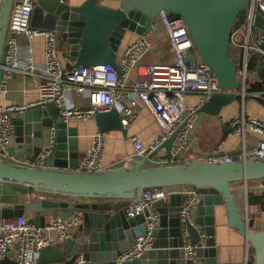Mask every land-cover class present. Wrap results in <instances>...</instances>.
<instances>
[{
	"label": "water",
	"instance_id": "1",
	"mask_svg": "<svg viewBox=\"0 0 264 264\" xmlns=\"http://www.w3.org/2000/svg\"><path fill=\"white\" fill-rule=\"evenodd\" d=\"M14 0H0V82L5 65V37ZM248 0H120L110 7L99 0H83L70 5L62 0H36L30 26L55 32L66 45L68 59L76 66L111 64L116 72V56L127 32L141 35L163 10L182 18L193 47L208 66L221 90L202 103L197 112L218 117L223 107L236 101L235 49L230 32L243 19ZM255 24L264 30V14L259 11ZM264 48V43L262 44ZM189 53L185 61H190ZM263 72L260 78H263ZM252 77V76H251ZM253 78V77H252ZM255 78V77H254ZM13 137L8 152L34 160L44 154L42 165L32 167L0 161V184L28 187L37 196L25 203L0 207V218L25 215L28 222L42 227L46 216L57 213L66 219L71 213L81 217L78 231L70 240L52 242L39 250L38 264H216L214 222L217 207H224L227 224L249 246L247 263L264 264V229L253 230L235 205L231 185L264 180V157L231 161L187 160L180 164L150 166L144 160H129L126 165L101 170L77 169L80 153L75 128L63 122L52 102L16 109L11 113ZM93 120L100 133L117 130L125 133L117 111L96 113ZM226 130H232L228 127ZM172 133L159 148L169 154L175 138ZM159 149L155 150L156 153ZM192 186L200 194L189 219H179L185 200L182 193H171L167 201L157 200L158 227L154 239L141 258L116 263L134 244L143 217H127L128 199H138L146 188ZM264 195V186H249L247 193ZM41 197V198H40ZM195 247L194 256L184 246ZM0 264H16L7 257Z\"/></svg>",
	"mask_w": 264,
	"mask_h": 264
},
{
	"label": "built area",
	"instance_id": "2",
	"mask_svg": "<svg viewBox=\"0 0 264 264\" xmlns=\"http://www.w3.org/2000/svg\"><path fill=\"white\" fill-rule=\"evenodd\" d=\"M36 0H14L12 3L5 44V65L0 82V91H6V81L11 71H19L37 78V98L25 105L0 106V161L38 167L42 165L44 154L34 160L17 157L8 152V144L13 137L11 112L16 109L52 102L58 109L60 119L65 122L85 121L96 113L108 112L114 108L126 128L139 106L145 107L159 132L149 143L143 144L136 135L128 136L136 159L144 160L150 166L180 164L185 161L183 152L187 146V134L193 126L200 105L218 94H232L233 90H221L208 66L202 61L193 47L187 26L182 18L159 11L155 22L134 41L127 45L116 64L120 73L111 64H97L80 67L65 64L59 50L57 34L51 30L31 27L30 16ZM259 11L264 14V0H248L241 24L231 30L230 43L235 49L236 77L239 89L235 93L241 99L239 113L231 117L227 125L241 137V146L235 153L220 155L207 154L204 161H231L252 157H264V118L246 115L243 102L246 97L254 98L264 104V90H252V86L264 74V30L256 26ZM159 24L167 36L174 55L172 63L146 62L144 58L151 49L150 33ZM26 41L27 63L18 67V40ZM35 37L43 39V60L35 62L31 43ZM191 53L193 58L185 61ZM253 78H252V77ZM255 77V78H254ZM264 78V76H263ZM262 84V83H260ZM264 84V83H263ZM262 84V85H263ZM186 94H195L196 103L186 102ZM73 97H79L76 102ZM259 135L257 141L247 146L246 131ZM169 154L155 156L154 151L172 134ZM103 156V137L97 132L85 156L79 161V170H101ZM264 180L258 181L263 186ZM179 191L153 187L144 189L138 199H128L124 206L127 217H143L136 228L134 244L123 252L116 263L131 261L142 257L150 248L158 227L159 215L153 206L157 200L167 201L171 193H182L185 200L179 209V219L183 223L197 205L200 194L192 186H184ZM41 198V197H40ZM81 217L71 213L66 219L52 214L42 227L28 222L25 215L0 218V260L7 257L16 264H38L39 250L52 242L62 243L70 240L78 231ZM187 257L194 256L195 247L184 246ZM76 257L72 264H80ZM52 264H64L56 262Z\"/></svg>",
	"mask_w": 264,
	"mask_h": 264
},
{
	"label": "crops",
	"instance_id": "3",
	"mask_svg": "<svg viewBox=\"0 0 264 264\" xmlns=\"http://www.w3.org/2000/svg\"><path fill=\"white\" fill-rule=\"evenodd\" d=\"M62 1L70 5H78L83 0ZM119 1L99 0L100 3L110 7H116ZM136 36L132 32L125 34L119 45L116 59L121 55L123 49L134 41ZM149 36L151 49L149 54L144 58V61L172 63L174 55L162 27L157 24ZM17 40L18 67L21 68L27 63L26 41L23 36H19ZM57 41L64 63L68 65L73 64L68 59L66 45L60 40L58 35ZM31 49L33 60L41 62L43 60V39L35 37L32 40ZM37 85L38 80L36 77L22 74L19 71H11L6 81V91H0V106H20L34 101L37 98ZM185 99L187 103L194 104L197 97L195 94H186ZM73 100L79 102L80 98L73 97ZM241 104V99L238 98L231 105L223 107L218 117L197 112L193 126L187 134V146L183 152L185 161L201 160L207 154L220 155L223 153H235L239 150L241 146L240 135L226 129L228 128V120L239 113ZM243 110L246 115L264 118V104L254 98L249 97L244 100ZM68 124L76 130L77 149L80 153L79 161H81L92 144L93 135L99 131L92 117L85 121H71ZM158 132V126L153 121L148 110L143 106H139L136 109L135 115L130 119L125 133L117 130L101 133L103 137V169L126 165L129 160L136 159L134 148L128 141V136L136 135L143 144H147L158 135ZM258 138V134L246 131L245 141L247 146L253 145ZM165 154V149L160 148L155 153V156H163ZM250 185L252 184L234 183L231 185V190L240 216L249 223L251 229L262 230L264 229V211H261L257 205L248 204L247 199L245 202V189L248 191ZM184 188V186H176L172 190L179 191ZM36 197L32 191L27 190L25 187L0 184V207L25 203L33 198L36 199ZM51 215L46 216V222L50 219ZM256 226L258 229H255ZM214 227L213 238L216 264H250L246 260L249 254V246L240 234L229 228L226 213L222 206L217 207Z\"/></svg>",
	"mask_w": 264,
	"mask_h": 264
},
{
	"label": "trees",
	"instance_id": "4",
	"mask_svg": "<svg viewBox=\"0 0 264 264\" xmlns=\"http://www.w3.org/2000/svg\"><path fill=\"white\" fill-rule=\"evenodd\" d=\"M171 16H175L174 14L170 13ZM252 90H264V84L262 85H253ZM21 187V186H18ZM27 190L31 191L30 188L25 187ZM174 187H169L167 189L171 190ZM247 203L257 205L261 211H264V195H254L253 192H248L247 194Z\"/></svg>",
	"mask_w": 264,
	"mask_h": 264
},
{
	"label": "rangeland",
	"instance_id": "5",
	"mask_svg": "<svg viewBox=\"0 0 264 264\" xmlns=\"http://www.w3.org/2000/svg\"><path fill=\"white\" fill-rule=\"evenodd\" d=\"M260 83H264V78H262L261 80H259V81H256V82H253V84H255V85H261ZM247 99L249 98V97H246ZM245 98V99H246ZM244 99V100H245ZM229 105H231V104H228V105H226V106H229ZM248 183H250V184H252V185H250V186H254V185H258V181L257 182H248ZM248 194V193H247ZM254 228V227H253ZM255 229H258V227L256 226L255 227Z\"/></svg>",
	"mask_w": 264,
	"mask_h": 264
},
{
	"label": "bare ground",
	"instance_id": "6",
	"mask_svg": "<svg viewBox=\"0 0 264 264\" xmlns=\"http://www.w3.org/2000/svg\"><path fill=\"white\" fill-rule=\"evenodd\" d=\"M244 195H245V193H244ZM244 197V196H243Z\"/></svg>",
	"mask_w": 264,
	"mask_h": 264
},
{
	"label": "flooded vegetation",
	"instance_id": "7",
	"mask_svg": "<svg viewBox=\"0 0 264 264\" xmlns=\"http://www.w3.org/2000/svg\"><path fill=\"white\" fill-rule=\"evenodd\" d=\"M264 186V185H263Z\"/></svg>",
	"mask_w": 264,
	"mask_h": 264
}]
</instances>
